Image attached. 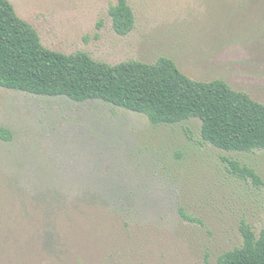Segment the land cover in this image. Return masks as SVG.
Here are the masks:
<instances>
[{
	"label": "rangeland",
	"instance_id": "1",
	"mask_svg": "<svg viewBox=\"0 0 264 264\" xmlns=\"http://www.w3.org/2000/svg\"><path fill=\"white\" fill-rule=\"evenodd\" d=\"M10 1L50 49L111 64L170 57L264 103V0H129L128 35L112 26L117 0ZM201 125L0 85V127L13 133L0 139V212L41 219L37 243L2 225L0 264H218L244 222L264 227V150L219 148Z\"/></svg>",
	"mask_w": 264,
	"mask_h": 264
},
{
	"label": "trees",
	"instance_id": "2",
	"mask_svg": "<svg viewBox=\"0 0 264 264\" xmlns=\"http://www.w3.org/2000/svg\"><path fill=\"white\" fill-rule=\"evenodd\" d=\"M109 15L118 34L128 35L135 29L136 16L129 0H117ZM0 85L77 101L100 99L145 114L156 125L198 118L203 139L219 148L264 150V103L248 92L234 89L222 78L194 79L166 56L153 63L127 60L111 64L85 51L67 54L50 49L10 0H0ZM0 139L11 141L12 131L1 126ZM0 208L5 210V205ZM20 212L13 210L8 218L0 212V236L12 222L17 230L24 227L19 232L24 241L37 243L41 219ZM6 229L7 233L11 230L9 225ZM15 233L10 234L14 237ZM241 233L242 244L223 252L218 264H264V227L257 234L244 222ZM41 235L45 237V231ZM13 237L8 236V241L18 242Z\"/></svg>",
	"mask_w": 264,
	"mask_h": 264
}]
</instances>
